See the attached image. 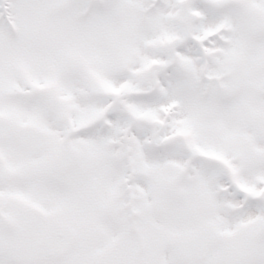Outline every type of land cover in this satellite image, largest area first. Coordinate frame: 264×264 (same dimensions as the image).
<instances>
[{
  "label": "snow or ice",
  "instance_id": "snow-or-ice-1",
  "mask_svg": "<svg viewBox=\"0 0 264 264\" xmlns=\"http://www.w3.org/2000/svg\"><path fill=\"white\" fill-rule=\"evenodd\" d=\"M0 264H264V0H0Z\"/></svg>",
  "mask_w": 264,
  "mask_h": 264
}]
</instances>
